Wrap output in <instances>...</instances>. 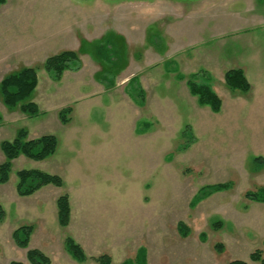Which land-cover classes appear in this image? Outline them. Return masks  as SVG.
<instances>
[{
    "label": "rangeland",
    "instance_id": "rangeland-1",
    "mask_svg": "<svg viewBox=\"0 0 264 264\" xmlns=\"http://www.w3.org/2000/svg\"><path fill=\"white\" fill-rule=\"evenodd\" d=\"M11 36L27 47L50 37L42 60L73 50L80 69L54 81L42 60L25 61L36 53L31 49L0 67V80L35 68L37 86L24 102L41 111L29 117L19 104L4 105L0 93V142L19 128L29 137L57 138L43 160H12L0 184V264H29V248L51 264H98L103 253L112 264H259L264 204L244 193L264 185V0H6L0 49ZM232 67L242 68L247 92L226 86L223 73ZM194 72L199 82L209 77L221 99L218 112L190 94L186 79ZM133 75L141 105L127 84ZM66 106L72 111L63 124L58 112ZM256 156L263 159L258 168ZM22 168L57 174L63 184L19 196ZM219 182L230 188L192 204L201 186ZM62 193L70 202L65 227L56 215ZM21 225L31 228L27 248L11 236ZM68 236L82 261L66 250ZM140 248L144 259L141 251L136 258Z\"/></svg>",
    "mask_w": 264,
    "mask_h": 264
},
{
    "label": "trees",
    "instance_id": "trees-1",
    "mask_svg": "<svg viewBox=\"0 0 264 264\" xmlns=\"http://www.w3.org/2000/svg\"><path fill=\"white\" fill-rule=\"evenodd\" d=\"M6 0H0V6ZM79 58L73 50H63L52 54L45 58L43 67L54 81L60 79L64 70L76 71L80 69ZM178 77L183 78L182 74ZM198 73H190L187 76L186 83L191 95L196 97L198 104L205 105L213 112H218L221 107V99L209 84V77L204 82H199ZM223 79L226 86L232 90L240 92H247L250 88L242 68L232 67L224 71ZM38 78L35 68L30 66H23L16 72H12L4 76L0 80V93L2 102L8 107H16L19 104V110L29 117H33L41 113L37 104L32 101L24 102L37 86ZM127 84L133 90L137 89L138 97L134 100L137 104L143 103L142 90L139 88L138 79L135 75L131 76ZM131 89V90H132ZM72 111L71 106L63 107L58 112V118L61 123L65 124L68 121L67 114ZM1 120V115H0ZM57 138L52 134H41L36 137H29L25 129L19 128L15 136L10 139H4L0 142V150L3 154V160L0 162V184L5 183L9 179V172L11 161L22 155L32 160H43L47 156L53 154L56 150ZM253 161L255 165L261 166L262 157L256 156ZM15 190L19 196H28L35 193L44 186L52 185L61 187L63 184L62 178L57 174H51L39 169H19L16 171ZM230 182H219L214 184H206L199 188L198 192L192 198V204L197 203L211 194L226 190L230 188ZM244 197L256 203H264V185L253 190H247ZM57 208V222L60 226H67L70 220V202L67 193H62L56 198ZM4 216V209L0 205V220ZM217 222L214 223L216 225ZM178 233L184 237L187 235V227L179 222L177 225ZM31 228L29 226L21 225L15 228L11 234L14 243L22 248L28 247L30 239ZM65 248L68 253L76 260L82 261L84 259L83 251L78 244L74 242L71 237L65 238ZM215 249L221 251V245L216 244ZM142 254L144 259V249L140 248L136 255ZM26 260L29 264H51L50 258L42 251L29 248L26 250ZM98 264H112L111 258L107 254H100L97 258ZM259 264H264V258H258ZM8 264H23L18 260H11ZM120 264H133L132 260H125ZM226 264H246L240 259H233Z\"/></svg>",
    "mask_w": 264,
    "mask_h": 264
},
{
    "label": "crops",
    "instance_id": "crops-1",
    "mask_svg": "<svg viewBox=\"0 0 264 264\" xmlns=\"http://www.w3.org/2000/svg\"><path fill=\"white\" fill-rule=\"evenodd\" d=\"M48 39H50V37H48ZM48 39L47 38L46 39H42L40 41V43L38 42L37 44H32V45L28 44V47H27L24 44L15 45V41L17 40V36H11L9 39H7L8 44L5 47L6 49L5 48H4L5 50H2V48L0 49L1 50L0 51V67L7 66V64L12 59L18 58L19 57L18 55L20 53H22L24 55L29 54L30 49L35 51L36 53H34L33 55H31L29 57L25 56L24 57L25 61H28V60H31V59H38L39 61H41L43 59V57L45 56V55L42 56V54H43V52L45 50V43L44 42L46 40H48ZM50 40L53 41L52 39H50ZM22 64H24V62H22ZM24 65H27V64H24ZM27 66H29V65H27ZM73 72H75V71L64 70L62 75H61V77L62 78L69 77L70 74H72ZM76 72H79V69L76 70ZM254 203H256V202H254ZM261 204H264V203H261ZM51 263H52V260H51Z\"/></svg>",
    "mask_w": 264,
    "mask_h": 264
}]
</instances>
